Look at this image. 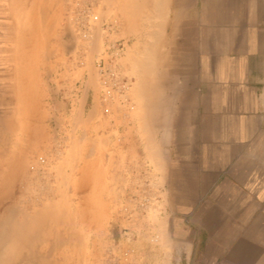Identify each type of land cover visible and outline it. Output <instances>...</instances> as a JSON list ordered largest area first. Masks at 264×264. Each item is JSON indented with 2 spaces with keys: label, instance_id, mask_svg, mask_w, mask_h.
I'll use <instances>...</instances> for the list:
<instances>
[{
  "label": "rangeland",
  "instance_id": "374dc122",
  "mask_svg": "<svg viewBox=\"0 0 264 264\" xmlns=\"http://www.w3.org/2000/svg\"><path fill=\"white\" fill-rule=\"evenodd\" d=\"M13 1L22 30L13 98L0 100V264H178L157 133L173 94L169 0ZM90 14L101 29L80 22ZM97 60L113 97L94 94Z\"/></svg>",
  "mask_w": 264,
  "mask_h": 264
},
{
  "label": "crops",
  "instance_id": "0c3cea01",
  "mask_svg": "<svg viewBox=\"0 0 264 264\" xmlns=\"http://www.w3.org/2000/svg\"><path fill=\"white\" fill-rule=\"evenodd\" d=\"M13 4L0 0V100L16 82ZM165 30L157 133L178 264H264V0H169Z\"/></svg>",
  "mask_w": 264,
  "mask_h": 264
},
{
  "label": "built area",
  "instance_id": "2783aa9c",
  "mask_svg": "<svg viewBox=\"0 0 264 264\" xmlns=\"http://www.w3.org/2000/svg\"><path fill=\"white\" fill-rule=\"evenodd\" d=\"M99 20H100L99 16L96 14L95 15L94 14L82 15V17L80 18V22L83 25H92L93 27L96 26L95 28L98 27L99 29H101L102 25L101 26L96 25V23H98ZM80 30L84 31V32L86 31L83 29H80ZM95 64H96V67L99 68V70H98V87H97V91L95 90L94 94L97 97H110V96L114 95V91H112V89H110V87H109L110 85H109L107 79H105L108 77V72L105 69L107 65L105 63H103V61H101V60H97ZM114 83L118 84V86H122V83L128 85L129 81L126 80L124 82V80L122 78L115 77ZM123 93L124 92H121V93H119V95H123ZM39 162H41V163L45 162V158L43 156H40ZM32 167H34V166H32Z\"/></svg>",
  "mask_w": 264,
  "mask_h": 264
},
{
  "label": "bare ground",
  "instance_id": "6f19581e",
  "mask_svg": "<svg viewBox=\"0 0 264 264\" xmlns=\"http://www.w3.org/2000/svg\"><path fill=\"white\" fill-rule=\"evenodd\" d=\"M158 7V6H157ZM159 12H161V11H159ZM177 18V17H176ZM177 21V20H176ZM158 26V25H157ZM157 28V27H156ZM159 29V28H158ZM154 31V30H153ZM155 31H157V30H155ZM156 45V44H155ZM158 45V44H157ZM148 49V48H147ZM154 49V48H153ZM151 50V49H150ZM156 50V49H155ZM149 53V52H148ZM153 55H155V54H153ZM143 63V62H142ZM143 65V64H142ZM139 66V65H138ZM143 67V66H142ZM149 67V66H148ZM145 68V67H144ZM146 69V68H145ZM144 69V70H145ZM150 69V68H149ZM147 70H148V68H147ZM149 72V71H148ZM145 75H146V73H145ZM147 79V78H146ZM151 79V78H150ZM154 79V78H153ZM144 81V80H143ZM150 82V81H149ZM147 88V87H146ZM146 88H145V91H146ZM154 89V88H153ZM128 90V89H127ZM154 91V90H153ZM117 93V92H116ZM154 93V92H153ZM147 94V93H146ZM150 94H151V92H150ZM149 94V95H150ZM152 96V95H151ZM156 96V95H155ZM158 96V95H157ZM113 97V96H112ZM147 98V97H146ZM152 98V97H151ZM158 99V98H157ZM147 102V101H146ZM154 104V103H153ZM155 106H156V104H155ZM155 106H153V107H155ZM151 133V132H150ZM16 203V202H15ZM37 210V209H36ZM39 210V209H38ZM37 210V211H38ZM38 212H40V211H38ZM26 213V212H25ZM26 215V214H25ZM34 216V215H33ZM26 218V217H25ZM46 220V219H45ZM10 221V220H9ZM30 221V220H29ZM21 222V221H20ZM28 222V221H27ZM25 223H26V221H25ZM24 224V223H23ZM27 224V223H26ZM38 225H39V223H38ZM41 226H42V224H40ZM8 226V225H7ZM22 226V225H21ZM26 226V225H25ZM34 226H36V224L34 225ZM1 228V227H0ZM9 229V228H8ZM37 229V228H36ZM5 230V229H4ZM41 230V229H40ZM39 230V231H40ZM34 232V231H33ZM2 233H0V235H1ZM32 235V234H31ZM36 235H37V233H36ZM40 235V234H39ZM2 236V235H1ZM0 236V237H1ZM28 236V235H27ZM35 236V235H34ZM29 237V236H28ZM30 237H32V236H30ZM30 240V239H29ZM47 242V241H46ZM5 243H7V241L5 242ZM49 245V244H48ZM4 246V245H3ZM50 246V245H49ZM2 247V246H1ZM0 247V248H1ZM6 247V246H5ZM37 247V246H36ZM3 249V248H2ZM11 249V248H10ZM35 249H37V248H35ZM8 250V249H7ZM9 251V250H8ZM43 252H44V250H43ZM3 253V252H2ZM5 253H11L10 251L9 252H5ZM47 252H45V254H46ZM48 254V253H47ZM46 254V255H47ZM49 255V254H48ZM50 256V255H49ZM8 258V257H7ZM1 261V260H0ZM2 264H3V262H1ZM10 263V262H9Z\"/></svg>",
  "mask_w": 264,
  "mask_h": 264
}]
</instances>
